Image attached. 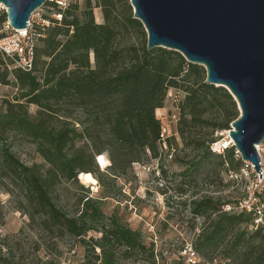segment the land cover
Wrapping results in <instances>:
<instances>
[{"label":"trees","instance_id":"trees-1","mask_svg":"<svg viewBox=\"0 0 264 264\" xmlns=\"http://www.w3.org/2000/svg\"><path fill=\"white\" fill-rule=\"evenodd\" d=\"M117 1L122 3L119 13ZM94 7L101 8L102 23L95 22ZM131 28L138 31L139 44L121 45L122 32L129 34ZM146 44V31L133 17L129 0H84L81 8L70 3L61 21L46 28L35 46L31 71L9 72L0 54V84L19 90L0 104V184L17 198L29 234L23 238L22 227L0 236V264H61L65 236L78 239L87 251L90 245L94 263L119 264L121 257L146 251L154 257L140 232L106 216L100 200L85 195L70 215L52 191L60 180L78 183V175L99 173L94 158L102 153L114 172L124 171L146 151L156 156L160 121L155 110L163 107L170 88L184 93L177 131L194 153L190 160L174 159L183 167L185 183L199 176L222 181L223 174L228 177L230 170L240 168L234 146L222 153L210 148L214 133L228 130L239 116L230 92L206 82L204 67L186 61L178 51L147 49ZM30 104L37 107L35 116L28 111ZM75 108L88 119L81 129L67 120ZM60 111L63 118L57 116ZM10 134L29 138L45 169L20 161L7 142ZM226 204L234 203L207 195L191 200L190 211L202 219L193 251L210 264H264V225L253 224L252 212L225 210ZM89 232L99 235L87 239Z\"/></svg>","mask_w":264,"mask_h":264},{"label":"rangeland","instance_id":"rangeland-1","mask_svg":"<svg viewBox=\"0 0 264 264\" xmlns=\"http://www.w3.org/2000/svg\"><path fill=\"white\" fill-rule=\"evenodd\" d=\"M83 2L84 0H73L79 8ZM121 8L122 3L117 1L116 12L119 13ZM37 13L49 16L50 11L43 5ZM93 15L96 23L103 22L100 7L93 8ZM119 42L121 45L139 44L138 31L131 28L129 34L122 32ZM90 60L93 61L92 53ZM170 89L173 95L165 99L163 104L165 110L172 108L174 90H177ZM179 91L176 99L180 102L184 93ZM18 92L19 90L12 84H0V104L5 100H11ZM28 111L35 116L37 107L30 104ZM57 116L63 118V111L57 113ZM67 120L71 126L81 129L82 124L88 119L81 109L75 108ZM52 121L58 122L56 119ZM7 142L24 164L28 166L36 164L45 169L46 164L37 152L36 145L29 138L10 134ZM77 144H82V140ZM169 144L174 150L171 159L163 152L158 159L159 150L156 156L146 151L138 161L132 162L124 171L117 172L110 170L111 161L107 153H102L94 158L98 172L101 173H91L94 183H86L83 174L77 176L78 183L63 179L53 188L55 202L68 214H75L81 199L88 195L100 200L101 210L106 216H115L130 228L140 232L146 247L152 248L154 257H149V251L135 253L127 258L121 257L119 264H210L204 262L192 249L191 243L199 231L202 219L193 216L190 202L204 195L232 203L241 197L242 184L229 180L224 174L222 181L207 180L199 176L194 182L185 183L186 179L180 175L183 167L174 159L190 160L194 153L184 146L179 134L172 137ZM262 200L264 201V194ZM17 206V198L7 194L0 184V236L15 234L22 227L24 232L21 236L26 238L29 235L26 227L27 216L19 211ZM98 235L97 232H89L86 238L89 236L95 238ZM60 250L61 264H101L100 261L94 263L90 245L87 251L76 238L65 236L60 242ZM122 251L123 249L116 251L118 257ZM98 252L96 248L95 253Z\"/></svg>","mask_w":264,"mask_h":264},{"label":"water","instance_id":"water-1","mask_svg":"<svg viewBox=\"0 0 264 264\" xmlns=\"http://www.w3.org/2000/svg\"><path fill=\"white\" fill-rule=\"evenodd\" d=\"M147 35V49L163 47L202 65L205 81L226 88L239 116L229 136L241 159L258 172L255 145L264 139V0H129ZM45 0H0L13 28L27 26Z\"/></svg>","mask_w":264,"mask_h":264},{"label":"built area","instance_id":"built-area-1","mask_svg":"<svg viewBox=\"0 0 264 264\" xmlns=\"http://www.w3.org/2000/svg\"><path fill=\"white\" fill-rule=\"evenodd\" d=\"M73 0H45V2L34 10L25 28H13L6 16V7L0 3V14L5 13V19H0V54L3 56L7 70L11 72L13 69H21L23 71H31L33 69L35 46L40 37L45 36L47 27L59 23L62 19V11H64ZM43 5L47 6L49 16L37 13ZM173 106L169 110L164 107L155 110L156 116L160 121V133L158 139V150L160 158L161 152L171 159L173 156V148L169 141L172 137L178 135L177 127L180 118L179 101L176 96L180 94L179 90H174ZM172 90L169 89L166 99L172 97ZM184 95V94H183ZM216 139L210 143V148L214 152L222 153L225 148L234 146L229 136L228 130L216 131ZM235 148V146H234ZM259 156V168L261 178L253 165L248 161L241 159L242 164L237 171H229L227 176L229 179L238 181L241 186V197L234 204H226L223 208L227 211H246L252 212L253 224L264 225V201L262 195L264 193V139L255 145ZM237 154L240 153L236 150ZM241 158V156H240Z\"/></svg>","mask_w":264,"mask_h":264},{"label":"bare ground","instance_id":"bare-ground-1","mask_svg":"<svg viewBox=\"0 0 264 264\" xmlns=\"http://www.w3.org/2000/svg\"><path fill=\"white\" fill-rule=\"evenodd\" d=\"M84 179H85L86 183H94L95 182V180H94V178H93L91 173H85L84 174Z\"/></svg>","mask_w":264,"mask_h":264}]
</instances>
